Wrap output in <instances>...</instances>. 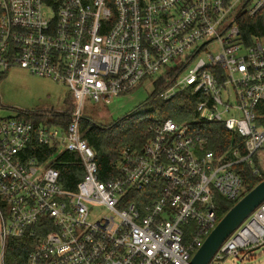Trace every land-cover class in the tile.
<instances>
[{"label":"built area","instance_id":"built-area-1","mask_svg":"<svg viewBox=\"0 0 264 264\" xmlns=\"http://www.w3.org/2000/svg\"><path fill=\"white\" fill-rule=\"evenodd\" d=\"M264 0H0V74L13 67L67 84L75 108L67 127L15 116L0 119V264L12 237L32 238L24 264H190L219 221L218 198L245 193L241 163L264 149V37L247 43L238 16ZM188 73L181 71L213 43ZM171 64V65H170ZM180 69L160 93L191 87L197 112L244 139L217 155L188 122L149 127L140 146H126L114 173L102 177L81 131L85 97L111 103L148 77ZM55 146L43 162L32 143ZM78 156L84 169L66 188L54 160ZM229 154L231 155L230 157ZM257 172V169L254 170ZM96 207L104 209L97 215ZM264 245V202L223 241L209 264Z\"/></svg>","mask_w":264,"mask_h":264},{"label":"trees","instance_id":"trees-1","mask_svg":"<svg viewBox=\"0 0 264 264\" xmlns=\"http://www.w3.org/2000/svg\"><path fill=\"white\" fill-rule=\"evenodd\" d=\"M238 23L242 36L247 43H250L254 36L264 37V8L254 16L239 15ZM179 70H172V72L154 80L153 91L140 104V107L113 123L101 124L93 118L83 115L81 119L82 135L96 153V160L103 178L108 176L109 173H114L115 163L124 147L142 146L149 137V127L168 118L178 122L190 123L191 132L205 138L207 140V148L213 150L217 155L226 151L231 144L239 148L241 154L246 152L244 139L240 135H233L225 128L223 123L201 120L197 112V105L202 96L200 92H194L189 87L169 99H164L160 96V93L167 85V78L175 75ZM6 73L8 72L1 73L0 78ZM72 98V96L68 97L67 108L64 110H18L13 116L31 121L35 125L50 124L67 127L71 120L72 111L75 108L74 102L71 101L73 100ZM256 112L259 116L258 123L264 124V100L258 104ZM54 150L55 146L32 142L26 148L25 154L41 163L50 156L55 157L56 151L54 152ZM230 156L229 154L228 157ZM54 162L55 166L60 170L62 184L66 188L75 189L77 182L84 175V169L78 156L73 152L65 151L57 156ZM236 169L242 173L244 184L246 185V193L264 179V149L259 150L254 155L253 165L241 163ZM255 169H257V172H254ZM240 198L236 200L218 198L219 220ZM33 241L32 238L27 236L10 238L5 253L6 263L24 264L32 249Z\"/></svg>","mask_w":264,"mask_h":264},{"label":"rangeland","instance_id":"rangeland-1","mask_svg":"<svg viewBox=\"0 0 264 264\" xmlns=\"http://www.w3.org/2000/svg\"><path fill=\"white\" fill-rule=\"evenodd\" d=\"M219 50L216 41L209 44L182 69L181 75L188 73L190 67L200 57L206 58L208 51L217 53ZM163 72L164 69H161L157 74L143 81L135 90L114 97L108 104L98 103L90 97H85L82 104L83 115L101 124H110L125 117L136 111L147 99L154 89L153 81ZM70 96L73 97V94L67 84L35 75L21 67H13L0 78V119L15 115L18 110H64L67 108L66 102ZM72 99L70 100L74 102V98ZM96 211L98 215L104 209L96 207ZM220 264H264V245L244 253L239 258L228 256Z\"/></svg>","mask_w":264,"mask_h":264},{"label":"water","instance_id":"water-1","mask_svg":"<svg viewBox=\"0 0 264 264\" xmlns=\"http://www.w3.org/2000/svg\"><path fill=\"white\" fill-rule=\"evenodd\" d=\"M262 202H264V179L246 192L218 221L193 254L190 264H209L223 241Z\"/></svg>","mask_w":264,"mask_h":264}]
</instances>
